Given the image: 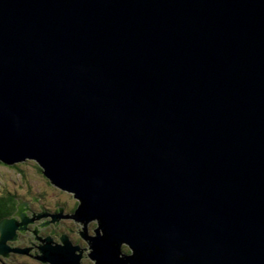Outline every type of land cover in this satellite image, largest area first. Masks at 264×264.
I'll use <instances>...</instances> for the list:
<instances>
[{"label":"water","instance_id":"obj_1","mask_svg":"<svg viewBox=\"0 0 264 264\" xmlns=\"http://www.w3.org/2000/svg\"><path fill=\"white\" fill-rule=\"evenodd\" d=\"M27 161L96 264H264V0H0V163Z\"/></svg>","mask_w":264,"mask_h":264},{"label":"flooded vegetation","instance_id":"obj_2","mask_svg":"<svg viewBox=\"0 0 264 264\" xmlns=\"http://www.w3.org/2000/svg\"><path fill=\"white\" fill-rule=\"evenodd\" d=\"M28 165L34 168L35 178L23 170ZM0 168L17 173L15 179L0 180V223H16L11 240L4 246L7 251L0 252V264H94L93 243L89 242L98 225L95 222L93 226V220L84 221L81 225L85 233L77 231L80 227L76 226L75 216L80 201L53 186L33 161L15 166L0 163ZM61 248L64 251H59ZM124 248L123 252L130 255L131 250L126 245ZM49 251L48 257L53 261L44 255Z\"/></svg>","mask_w":264,"mask_h":264},{"label":"rangeland","instance_id":"obj_3","mask_svg":"<svg viewBox=\"0 0 264 264\" xmlns=\"http://www.w3.org/2000/svg\"><path fill=\"white\" fill-rule=\"evenodd\" d=\"M33 162H34V161H33ZM21 164H22V163H21ZM18 165H19V164H18ZM23 170L25 171V173H26L29 177H30V174L33 175V178L36 177V173H35V170H34L33 167H30V166L28 165V166L24 167ZM15 173H16V171H15V172H14V171H8V170L5 171V170H3V169L0 168V180H1V178H4V180H6L7 178H14V179H15V177H16ZM16 174H17V173H16ZM3 175H7V176L4 177ZM5 178H6V179H5ZM70 194H72V193H70ZM72 195L74 196V194H72ZM95 222H96L97 225H98L97 220H94V221H93V226H94ZM45 223H46V221L42 222L41 225H42V224H45ZM76 226H77V227H78V226L80 227V230L77 229L78 232H81V231H82V228H83V230H84V227L81 225V223H76ZM98 227H99V226H97V228H96L95 230H97ZM82 233H83V231H82ZM99 235H100V237H102V232H101V230H99ZM95 237H97V236H96V234L94 233L93 238H95ZM123 246H125V245L122 244V245H121V249H119V250H120V255L127 257V255L123 252V250H126V248L123 249ZM119 259H122V257L119 256ZM93 263L96 264V261H93Z\"/></svg>","mask_w":264,"mask_h":264}]
</instances>
